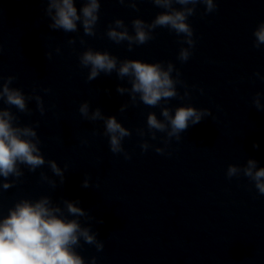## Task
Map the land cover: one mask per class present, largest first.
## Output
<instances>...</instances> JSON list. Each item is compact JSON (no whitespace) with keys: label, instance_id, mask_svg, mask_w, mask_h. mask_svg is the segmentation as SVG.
I'll return each instance as SVG.
<instances>
[{"label":"clouds","instance_id":"obj_1","mask_svg":"<svg viewBox=\"0 0 264 264\" xmlns=\"http://www.w3.org/2000/svg\"><path fill=\"white\" fill-rule=\"evenodd\" d=\"M46 3L45 15L49 18V28L63 30L65 33H77L78 25L82 26L85 36L97 35V24L101 0H40ZM121 5H126L139 12L138 4L146 0H117ZM155 7L162 9L151 22L141 18L131 21L132 32L123 19H115L107 27V37L116 44L127 42L128 51L134 46L144 45L155 38L157 28H167L180 37L182 45L177 59L185 63L192 55L195 47L194 29L189 23V18L196 15L197 6L203 5L201 17L207 16L218 10L219 0H147ZM81 7L78 9L76 4ZM179 5L180 7H175ZM253 47L260 49L264 46V21H261L253 31ZM67 43L75 45L76 39L69 38ZM86 41L80 38V44ZM187 45L184 47L183 45ZM3 49L0 47V53ZM60 53V48H56ZM47 59H51L52 53L46 52ZM79 64L82 68H88L87 82L98 78L101 73L111 75L116 73L118 79L127 83L130 87L117 85L116 92L120 95L128 94L129 101L120 106L119 112L124 113L129 106L160 107L158 118L155 112H149L146 119L147 132L144 128H137L136 133L140 137L150 135L152 140L157 139V132L164 133L163 143L165 147H155L156 153L163 155L167 146L173 139L182 140V133L190 126L199 124L207 117H215L209 108H196L192 105L177 106L174 111L165 105L172 99L183 100L190 96L187 85L181 79V72L171 61L145 62L140 59H119L108 51L93 50L91 47L79 55ZM175 72V76L173 73ZM254 76L264 81V76L259 72ZM16 76L0 75V198L7 190L21 182L27 169L35 173L37 169L45 165L55 177H59V184L65 182L67 165L61 168L55 160H46L41 152V139L37 133L39 121L32 124H21L18 113L32 115L29 101L36 102V110L41 116L45 114L43 97L36 93L35 88L31 94L18 87H12ZM177 85L185 88L183 95L178 91ZM45 93L51 89H43ZM105 91H108L105 89ZM200 93L204 90L201 88ZM264 93L257 92L253 96L252 105L258 111H264V103L261 97ZM79 113L84 120L91 122L103 121V135L108 137L109 150L113 154H123L126 160L131 155L125 150L123 141L132 135V131L117 119L116 116H105L99 107L90 111V102L84 101L79 105ZM96 134V133H94ZM86 143V142H85ZM153 145L147 140H142L140 148L147 152ZM258 148V144H253ZM170 154V153H169ZM248 178L253 183L260 195H264V167L258 168L257 161L249 158L244 166L230 164L226 170L227 178ZM41 181H46L54 189L57 181L51 179L46 173H40ZM90 175H85L82 187H92ZM98 188V185L96 186ZM61 204L63 206H61ZM80 201L62 199L54 202L50 195H42L36 200L28 198L18 199L7 210V215L0 213V264H96L93 256L87 262L77 249L82 247L81 240L87 245H94L97 252L103 251L104 241L98 239V233L93 231L92 223L82 224L85 221L102 224V219L92 216L88 210L79 206Z\"/></svg>","mask_w":264,"mask_h":264}]
</instances>
